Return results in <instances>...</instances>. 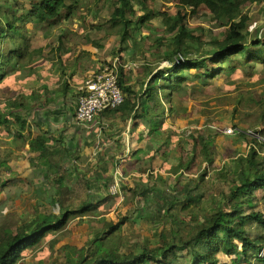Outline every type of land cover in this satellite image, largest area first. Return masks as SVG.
Masks as SVG:
<instances>
[{"label": "rangeland", "instance_id": "1", "mask_svg": "<svg viewBox=\"0 0 264 264\" xmlns=\"http://www.w3.org/2000/svg\"><path fill=\"white\" fill-rule=\"evenodd\" d=\"M114 1L65 0L67 6L71 5L68 16L64 13L60 19L49 25H25L32 48H38L41 54L43 53L37 61L39 65L44 64L45 67L41 66V69H44L43 74L48 72L47 79L55 80L61 71L70 72L83 66L94 72L100 64L119 59V77L122 74L123 82L137 91L146 65L156 70L167 68L166 63L162 61V55H165V45L172 35L166 31L161 18L152 19L141 26H131L130 39L121 43L120 26H112L107 21L114 11ZM173 4V0H156L150 7L163 11ZM26 7L27 0H0V8H3L1 10L5 9L3 12L10 8L20 11ZM244 14L249 21L250 35L246 38L247 41L255 38L264 40L263 4H246ZM127 17L132 22L135 20L134 16ZM184 25L195 37L200 36L208 42L214 37L220 38L224 32V28L210 18L190 13ZM59 47L62 59L57 62L55 54ZM211 48L205 45L197 52L204 55ZM63 49L72 50L73 53L65 55ZM238 61L241 65L230 77L228 73L222 72L212 80L199 81L192 76L195 71L189 72L192 75L188 77L187 83H183L178 91L173 92L172 100L164 101L162 114L152 121L150 126L160 128L159 132L152 131L143 139H139L136 134L131 133V123H123L118 116H113V119L119 122L112 127L107 125L106 131L109 130L110 134H94L89 143H81L79 151L82 158L74 163L80 171L71 181L73 187L68 194L69 197L72 192L77 195L76 183L83 179L81 183H84L86 194L90 196L85 201L93 198L92 203L95 205L86 217L70 220L62 231L48 234L38 246L22 251L17 264H76L97 233L107 230L108 224H116L122 219L126 220V223L122 225L120 233L126 243L120 252L128 253L135 249L137 243L146 244L150 250L159 247L171 227L177 231L179 226H171L168 219L162 221L139 217L136 205L142 188L154 187L171 197V194L181 193L187 184L189 188L194 185L198 187L197 177L205 171L204 190L216 195L222 189L228 191V188L224 182L225 178L213 180V169L228 167L229 171L233 170L234 166L227 165H231L232 160L238 156H246L251 148L260 151L259 155L264 158V146L262 145V150L258 147L264 143V136L261 134L264 124L259 123V116L264 110V64L255 62L246 66L242 60ZM133 64L136 67L131 69ZM207 67L214 69L211 63H208ZM34 84L40 86L36 82ZM34 93L41 97L35 88L28 91L26 89L23 95L32 96ZM249 96L255 100L254 103L247 102ZM129 97L132 98L131 95ZM57 98L55 96L54 102H57ZM74 100L76 101V98ZM29 102L30 99L27 104ZM39 102H45V105L48 103L45 99ZM22 103L24 107L17 110L25 120L28 116L25 114L26 105ZM155 108L160 112L158 107ZM30 118L29 115V120ZM257 125L260 126L256 128ZM226 127H231L236 133H222ZM13 128H17L16 124ZM201 133L207 135L210 140V135L214 136L211 141L212 147H215L211 164L201 157V145L195 141ZM24 134L26 138L27 133ZM23 145L22 140L9 139L0 132L1 151H8L9 154L10 149L24 152ZM11 160L20 161L16 156ZM25 164L27 166L26 161ZM36 164L33 167L31 165L35 173H27L29 171L20 166L13 171V175L6 176L5 187L0 188V232L7 228L15 232L16 227L28 219L41 213L49 215L54 212L57 199L55 190L40 172L44 171L42 161L38 160ZM95 178L97 182H93ZM199 189L203 191L202 187ZM78 197L72 200L68 198L72 203L70 205H73L70 210L79 206L81 199ZM132 199L130 203L126 202ZM140 206H143V202ZM201 207L186 208L183 201L174 210L178 211V221L185 224L191 217L205 215L203 210L209 209V205L203 203ZM191 209L194 212L190 213ZM182 232L187 234L185 229ZM117 241L118 239L113 237L109 244ZM218 258L220 262H229L222 256Z\"/></svg>", "mask_w": 264, "mask_h": 264}, {"label": "trees", "instance_id": "2", "mask_svg": "<svg viewBox=\"0 0 264 264\" xmlns=\"http://www.w3.org/2000/svg\"><path fill=\"white\" fill-rule=\"evenodd\" d=\"M173 1V6H167L162 11L150 7L156 0H115L112 3L114 11L107 20L112 26H120L121 43L130 39L131 26H141L155 18H161L166 31L172 35L165 45L166 53L162 55V61L167 68L156 70L146 65L137 91L123 82L120 73L119 86L125 94V101L114 110L102 112L111 116L118 114L122 122L141 120L139 139L152 131L159 132L160 128L150 125L162 114L164 101L172 100L173 92L178 91L183 83H187L188 77L192 75L189 72L195 71L193 78L203 81L212 80L222 72L228 73L229 77L234 75L241 65L238 60H242L246 66L255 62L264 64V40L255 38L247 41L250 30L248 18L244 14V7L248 3L263 4L264 11V0ZM27 5L28 7L20 11L10 8L3 12L5 9L0 8V132L4 137L22 140L31 153L38 154L36 161H42L46 166L41 171L43 178L51 182L50 187L54 188L57 199L53 213L38 214L16 227L15 232L8 228L0 232V264H17L22 251L38 246L46 235L62 231L70 220L86 217L95 205L92 203L93 198L85 201L90 196L86 194L84 183H81L83 179L76 183L77 195L72 192L69 197L68 193L73 187L71 181L80 171L76 164L72 165V161L78 158L72 156L68 148H64L65 152L50 151L49 139L45 136L33 137L31 129L34 124L21 118L18 111L24 107L22 102L26 104L25 98H30L35 103L42 99L35 93L32 96L23 95L24 87L30 82H43L48 74H43L44 69L41 66H45L39 65L37 61L43 53L38 48H32L25 25H49L60 19L64 13L68 16L71 11V5L67 6L65 0H27ZM189 13L206 16L218 23L224 28L221 37H214L210 42L204 41L200 36L195 37L184 25ZM127 15L134 16L135 20L132 22ZM205 45L212 47L211 50L204 55L197 52ZM60 50L61 47L56 49L57 62L62 59ZM63 53L69 56L73 51L63 49ZM46 59L51 61L47 57ZM208 63L214 66L213 70L208 69ZM68 79V74H59L56 80L60 83L59 92L66 94L70 91ZM79 95L78 92L75 104ZM45 101L49 99L46 98ZM254 101L249 96L247 102ZM259 118V123L264 124V110ZM14 124L17 126L15 129ZM258 126L260 125L256 128ZM261 134L264 136V128ZM207 137L201 133L195 141L201 145V157L211 164L214 149ZM262 145L264 143L258 146L260 150ZM259 152L251 148L246 156L236 157L231 165H227L234 166L231 171L228 167L213 169V180L225 178L228 188V191L222 189L216 195L204 190L205 171L196 180L197 186L202 187L203 191L195 185L189 188L187 184L181 193L171 194L170 197L154 187L142 188L136 205L139 217L162 221L168 219L171 226H179L178 230L174 231L171 227L161 245L152 250L146 244L137 243L135 249L122 253L120 249L126 243L120 233L122 225L126 223L122 219L116 224H108L107 230L97 233L76 264H264V158ZM11 158L7 151L0 150L1 189L6 185V176L13 175L8 165ZM96 179L94 180L97 181ZM258 191L260 193H256ZM76 196H80L81 202H78L80 204L77 209L70 210L73 205H70L68 198L72 200ZM130 201L133 199L126 202ZM183 201L186 208H202V204L206 203L209 209L203 210L204 216L191 217L189 222L181 224L178 221V211L174 209ZM141 202L143 206H140ZM191 212H194L193 209ZM184 229L187 230L186 235L182 232ZM113 237L118 241L111 245L109 242ZM219 256L229 262H220Z\"/></svg>", "mask_w": 264, "mask_h": 264}, {"label": "crops", "instance_id": "3", "mask_svg": "<svg viewBox=\"0 0 264 264\" xmlns=\"http://www.w3.org/2000/svg\"><path fill=\"white\" fill-rule=\"evenodd\" d=\"M90 71L91 69L86 66H83L78 70L76 69L71 70L70 72L68 71L65 72L64 70L63 72L65 74H68V77H70V79L67 80L70 91L67 92L66 94H63V92H59L61 91V89L58 90V84L60 83L56 82L57 79L49 80L45 78L43 82H39V83L36 82V84L40 86L35 85L34 82H30L24 87L25 90L27 89V91L32 88H35L37 92L41 94L42 99H45V100L46 98L49 99L48 103L46 101L48 106L47 104L45 105V102H42L43 104L40 103L39 102L40 100H37L36 103H33V100H30L29 104H27L30 98L26 99L25 114L28 116L26 120L34 124V126L31 129V133L33 137H36V136L47 137V139H49L48 147L50 151H60L61 150L60 152H62V150H64L65 152L64 148H68V151L71 152V155L74 156L75 158H78L77 159L78 161H80V159L82 158V155L79 151V147L81 143L83 142L89 143V140L92 138L91 136H93L94 134L95 136H98V135L100 136L102 134L103 136L104 135L106 136L107 134H110L111 132L109 130L106 131V129L108 128L107 125L110 124L111 125L110 127H112V125L119 122L118 120L113 119L114 118L113 116H118V119L121 120L118 114L111 116V115H108V114L106 115L102 113L96 116V118L94 119V122L90 126L78 125L75 122L73 111L76 106L75 104L76 101L74 100V98L78 94L79 88L81 87V85L83 84L87 76L93 73ZM60 74H62V71ZM45 85L47 86V88H45ZM55 96L58 97L57 102H54ZM55 112L58 114L55 115ZM138 113L140 114V111ZM29 115L31 117L30 118L31 120H29ZM127 122L131 123L130 124L131 133L133 135L136 134L138 138L140 135L139 133L140 128L142 127L141 120L137 119L135 121H125L123 123H127ZM135 125H139V126H135ZM103 126H105L104 129H103ZM213 138L214 136H212L211 140L210 139L209 140L212 141ZM9 139L13 140L14 138H9ZM213 148L215 147L213 146ZM23 149H24V152H15L13 149H10V154L12 158L13 156H16L19 158L20 161L17 162V160L15 161L11 160L12 162L10 161L11 163L9 162L8 165L12 172L16 171V169L20 168V166H23L25 170L29 171L27 173H35L33 172L34 168H31V165L32 167L34 165H37L36 160H37L38 154L31 153L28 150L27 144L23 145ZM102 153H104V151ZM77 160H73L72 165L76 163ZM25 161L27 162V166L25 164ZM44 168H46V166H44ZM41 171L42 170H40V172ZM93 182H97V181L94 180Z\"/></svg>", "mask_w": 264, "mask_h": 264}, {"label": "built area", "instance_id": "4", "mask_svg": "<svg viewBox=\"0 0 264 264\" xmlns=\"http://www.w3.org/2000/svg\"><path fill=\"white\" fill-rule=\"evenodd\" d=\"M119 67L118 59L103 63L84 80L73 111L74 120L78 125L90 126L96 116L104 111L114 110L124 103L125 94L119 86ZM130 67L133 69L136 65ZM222 133L232 135L236 131L226 127Z\"/></svg>", "mask_w": 264, "mask_h": 264}]
</instances>
